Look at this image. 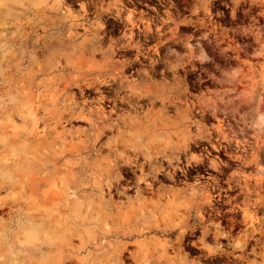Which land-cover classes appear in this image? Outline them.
I'll list each match as a JSON object with an SVG mask.
<instances>
[{
	"label": "bare ground",
	"instance_id": "obj_1",
	"mask_svg": "<svg viewBox=\"0 0 264 264\" xmlns=\"http://www.w3.org/2000/svg\"><path fill=\"white\" fill-rule=\"evenodd\" d=\"M104 2L80 0L79 12L63 0L48 8L62 11L63 19L53 26L57 36L65 37L58 45L75 49L61 53L66 63L59 59L54 68H76L82 57L87 64L61 87L46 77L34 103L23 98L13 107L31 126L0 139L5 150L0 153V256L11 253L13 264L21 251L31 264H205L201 256L217 264H264L262 172L221 178L227 166L222 153L228 151L213 130L188 128L198 120H192L193 105L184 101L182 87L152 84L157 68L149 51L141 50L151 23L144 24L141 40L135 7L121 0ZM5 10L7 0H0L2 20ZM91 12L120 22V35L105 41L106 24L90 21ZM129 49H136L132 57H115ZM79 52V60L69 64L70 55ZM48 60L44 64L36 56L39 72L51 68ZM34 75L28 76L31 84ZM59 94L63 103L40 113L39 101L57 102ZM13 115L7 114L11 120ZM73 120L87 122L95 156L108 149L105 164L94 161L78 170L73 163L57 164L61 156L52 154L50 137ZM199 147L205 152L194 153ZM30 152L45 160L33 183L9 171ZM41 184L47 186L39 189ZM13 224L25 240L20 251L9 245L6 253L3 240Z\"/></svg>",
	"mask_w": 264,
	"mask_h": 264
},
{
	"label": "rangeland",
	"instance_id": "obj_2",
	"mask_svg": "<svg viewBox=\"0 0 264 264\" xmlns=\"http://www.w3.org/2000/svg\"><path fill=\"white\" fill-rule=\"evenodd\" d=\"M57 1L7 0L5 17L3 20L0 18V139L11 137L17 131L31 126V123L19 119L21 117L13 111V107L23 98L34 103L38 98L41 80L54 77L56 85L61 87L69 77L78 74L79 69L87 64L82 57L76 68L72 65H66L63 69L54 68L59 64V59L63 64L66 63L61 53L69 54L75 50L58 45L59 40H65V37L57 36L53 26L54 21L63 19L62 11L48 9ZM63 1L73 3L75 11H80V4L77 3L80 0ZM104 1L106 4L112 0ZM121 1L128 7H135L134 14L141 28L136 37L140 36L142 40L144 24L147 21L151 23V31L148 33L150 39L141 50L149 51L158 69L152 84H179L184 91V101L193 105L192 120H198L197 124L189 122L188 128L193 132L198 126L213 130L217 140L227 149V154L222 153V159L227 162V166L220 175L221 178L235 179L251 173L258 176L261 172L264 176V168L257 170L259 164L264 167V0ZM95 20L106 24L108 31L105 41L110 36L120 35L118 28L121 23L114 22L111 15L102 13L97 17L91 12L90 21ZM79 30L82 31L81 28ZM157 32L161 33L160 37ZM83 36L79 35L75 42L80 44ZM45 40L50 44L44 49L43 46L47 44ZM129 50L131 51H118L120 53H116L115 57H132L136 49ZM79 54L82 55L81 52L70 55L69 64L72 59L79 60ZM36 56L44 64L49 63L48 57H51V68L46 67L39 72ZM96 60L98 63L102 62L99 53L96 54ZM149 61L148 58L143 62ZM145 65L136 66H148ZM33 73L35 75L31 84L28 76ZM71 89L78 93L77 87L73 86ZM54 97L57 102L51 103L48 98L39 101L40 113L63 103L60 94ZM10 112L14 114L12 120L7 116ZM170 112L174 113V108ZM86 123L73 120L66 124L64 131L52 134V154L61 156L57 159L58 165L69 162L78 170L82 165L88 168L94 161L105 164L109 160L106 147V150L102 148L100 154L95 156L94 145L90 144L92 131L87 128ZM217 125L220 127H216ZM4 152V147L0 146V153ZM42 152L43 149L41 155ZM198 152L205 151L200 147L194 149V153ZM35 154L30 152L28 156L22 155L9 171L17 173L16 177L20 181L26 179L33 183L39 175L40 164L45 162L44 159L37 160ZM46 186L47 184H41L39 189ZM19 190V186L14 188V192ZM228 207L229 205L226 208ZM11 227L6 240H3V251L6 253L9 245L20 251L18 245L25 240L23 233H17L16 224ZM2 257L5 258V263ZM30 260L32 259L25 257L22 251L15 259L18 264H31ZM201 260L205 264L218 263L205 259L204 256H201ZM0 264H13L11 253L7 256L2 254Z\"/></svg>",
	"mask_w": 264,
	"mask_h": 264
}]
</instances>
